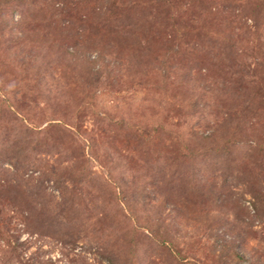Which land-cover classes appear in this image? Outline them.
I'll use <instances>...</instances> for the list:
<instances>
[{
    "label": "rangeland",
    "instance_id": "374dc122",
    "mask_svg": "<svg viewBox=\"0 0 264 264\" xmlns=\"http://www.w3.org/2000/svg\"><path fill=\"white\" fill-rule=\"evenodd\" d=\"M0 264H264V0H0Z\"/></svg>",
    "mask_w": 264,
    "mask_h": 264
}]
</instances>
